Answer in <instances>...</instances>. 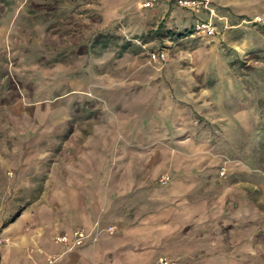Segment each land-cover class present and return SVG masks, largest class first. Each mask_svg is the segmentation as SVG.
Returning a JSON list of instances; mask_svg holds the SVG:
<instances>
[{"label":"rangeland","instance_id":"1","mask_svg":"<svg viewBox=\"0 0 264 264\" xmlns=\"http://www.w3.org/2000/svg\"><path fill=\"white\" fill-rule=\"evenodd\" d=\"M204 1L0 0V264H264V0ZM154 215L140 261L121 226Z\"/></svg>","mask_w":264,"mask_h":264},{"label":"crops","instance_id":"2","mask_svg":"<svg viewBox=\"0 0 264 264\" xmlns=\"http://www.w3.org/2000/svg\"><path fill=\"white\" fill-rule=\"evenodd\" d=\"M97 178L99 179L100 177H97ZM262 193H264V190H262ZM157 202H159V201H157ZM193 202L190 201L189 193H187L186 203L189 205ZM250 205H251V208L254 210V212L249 211V213H247V214L245 213L246 215H249V217L252 218L254 216L255 212L256 213L258 212L261 214V211H258L254 206H252V204H250ZM262 211H264V210H262ZM240 212H241V210L238 211V214ZM239 216H242V214L240 213ZM244 217H245V215H244ZM82 218H83L82 215H79L77 219L79 221H81ZM159 218H160L159 216L154 215V216H152V219L151 218H147V219L142 218L141 221L139 222V224H137V226H135V227H132V224H124L121 226L122 227L121 234H122L123 240L131 238L130 240L133 243H138V244H141L143 246L153 244L150 248H145V249H143V251L141 253L138 254L139 260L141 259L140 261H142V260L144 261L143 257L146 258L147 255L148 256L151 255V257L154 258V257H157V255L161 254V252L158 248V245L161 244L163 235L161 234V226H160V224H158ZM85 226H88L87 223ZM92 227H93V224L90 225L89 227H84V228H80V229L87 234L91 231ZM101 227L102 228H101L99 234H97V240H96V244L94 247V252H96L98 254L97 255L98 257L94 256V258L95 257H97V258L101 257L103 259H105V258L108 259L107 257H109V253L115 252V250L111 246L110 240H107L106 238L101 236L103 233H108L106 227H104V226H101ZM72 232L69 231L68 233H70V235H66V236L71 238ZM233 249H234V251L232 250L233 253L239 252L238 247H235ZM259 249H260V246L258 248L256 246H253V247L251 246V247H249V250H247V248L245 249L244 254L247 255L248 259H250V260H258V258H260V255H262ZM229 251H230V249L227 252L224 248L219 247L217 258H225L227 255L232 254V253H229ZM84 252L87 255L91 251L89 249V250H86ZM101 252H104L103 253L104 255H101ZM129 255L135 257L134 251H131V252L128 251L127 256H129ZM262 257H264V255H262ZM240 258H247V257H240Z\"/></svg>","mask_w":264,"mask_h":264},{"label":"built area","instance_id":"3","mask_svg":"<svg viewBox=\"0 0 264 264\" xmlns=\"http://www.w3.org/2000/svg\"><path fill=\"white\" fill-rule=\"evenodd\" d=\"M164 1L167 0H142L140 6L142 9H151ZM174 2L176 3L177 6L183 9L202 8L208 11V3L204 0H174ZM208 13H209V17L211 18L212 17L211 11H209ZM194 31L205 37H212L215 34L214 26L212 25L210 20L197 23L194 26ZM149 60L154 62L164 60V54L158 52L157 53L151 52L149 54ZM222 174L223 173H221V175ZM112 230L113 228L107 229L108 232H112ZM89 237L90 234H86L82 230H75L72 232L71 238L67 237L66 235L58 236L56 238V242L65 246H69V249H71L74 247H80L84 245ZM158 264H176V263L168 260L167 258L160 257L158 258Z\"/></svg>","mask_w":264,"mask_h":264},{"label":"trees","instance_id":"4","mask_svg":"<svg viewBox=\"0 0 264 264\" xmlns=\"http://www.w3.org/2000/svg\"><path fill=\"white\" fill-rule=\"evenodd\" d=\"M165 34L170 39H173V38L181 39V38L190 36L191 31L190 30H183L182 32H180V31L177 32V31L169 30V31H165ZM100 38H101V36H98L97 38H95L94 43H99L101 41ZM124 46H126V45H124Z\"/></svg>","mask_w":264,"mask_h":264}]
</instances>
